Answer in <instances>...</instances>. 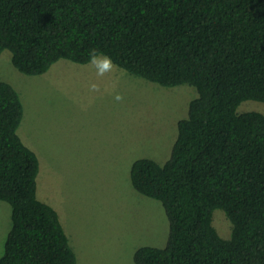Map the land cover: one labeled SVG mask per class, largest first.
Instances as JSON below:
<instances>
[{"label":"trees","instance_id":"trees-1","mask_svg":"<svg viewBox=\"0 0 264 264\" xmlns=\"http://www.w3.org/2000/svg\"><path fill=\"white\" fill-rule=\"evenodd\" d=\"M92 50L128 73L197 97L163 165L132 164L133 188L160 202L163 248L144 246L135 264H264V0H0V56L40 76L60 60L88 64ZM24 105L0 81V201L11 229L0 264H78L58 212L40 201V162L18 134ZM222 210L233 231L213 226Z\"/></svg>","mask_w":264,"mask_h":264},{"label":"rangeland","instance_id":"rangeland-1","mask_svg":"<svg viewBox=\"0 0 264 264\" xmlns=\"http://www.w3.org/2000/svg\"><path fill=\"white\" fill-rule=\"evenodd\" d=\"M0 81L20 94L18 134L40 162L38 199L58 212L78 264H135L137 249L163 248L168 218L160 202L133 188L131 167L141 158L167 162L196 89L163 87L118 66L98 76L90 63L68 60L28 76L13 66L10 51L0 56ZM247 112L264 114V104L246 101L238 113ZM11 212L0 201V258ZM212 224L231 238L222 210L214 211Z\"/></svg>","mask_w":264,"mask_h":264},{"label":"clouds","instance_id":"clouds-1","mask_svg":"<svg viewBox=\"0 0 264 264\" xmlns=\"http://www.w3.org/2000/svg\"><path fill=\"white\" fill-rule=\"evenodd\" d=\"M89 62L95 68L98 76H103L106 72H110L116 67L115 62L110 55L98 52L97 50H92L89 55ZM90 87L92 90H97L98 88L96 84H92ZM115 99L120 100L121 96L117 94Z\"/></svg>","mask_w":264,"mask_h":264}]
</instances>
